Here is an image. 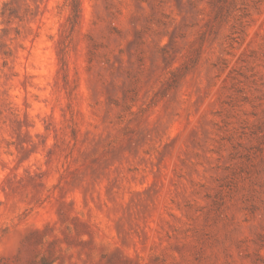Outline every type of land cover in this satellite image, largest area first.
I'll return each mask as SVG.
<instances>
[{"label":"rangeland","instance_id":"1","mask_svg":"<svg viewBox=\"0 0 264 264\" xmlns=\"http://www.w3.org/2000/svg\"><path fill=\"white\" fill-rule=\"evenodd\" d=\"M0 264H264V0H0Z\"/></svg>","mask_w":264,"mask_h":264}]
</instances>
